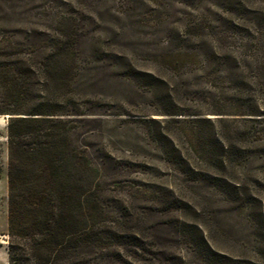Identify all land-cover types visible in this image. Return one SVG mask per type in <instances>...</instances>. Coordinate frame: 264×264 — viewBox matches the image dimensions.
Here are the masks:
<instances>
[{"label": "rangeland", "instance_id": "374dc122", "mask_svg": "<svg viewBox=\"0 0 264 264\" xmlns=\"http://www.w3.org/2000/svg\"><path fill=\"white\" fill-rule=\"evenodd\" d=\"M59 28L75 46L67 93L90 108L98 225L137 238V248L96 249L94 264H264V123L237 107L263 88L264 60L254 57H264V0H0V43L33 41L21 56L0 55V71L31 87L12 102L0 75V108L57 94L42 87L62 83L41 40ZM20 57L29 73L14 69ZM7 117L0 114V264ZM251 125L258 131L242 138ZM200 133L210 153L190 141ZM229 134L241 150L222 153Z\"/></svg>", "mask_w": 264, "mask_h": 264}, {"label": "trees", "instance_id": "16d2710c", "mask_svg": "<svg viewBox=\"0 0 264 264\" xmlns=\"http://www.w3.org/2000/svg\"><path fill=\"white\" fill-rule=\"evenodd\" d=\"M58 30L56 35L41 40L42 47H49L52 52L46 59L55 60L54 71L58 76L54 79L62 83L42 84V87L46 90L52 86L51 92L57 94L27 109L19 103L0 108V114H8L6 264H94V251L104 249L107 243L113 247L137 248L133 233L118 232L111 223L105 229L98 225L103 214L95 189L100 178L95 174L101 166L93 162L87 141L85 119L90 108L72 100L67 93L71 87L68 67L73 62L75 46L69 34ZM36 34L44 36L40 32ZM32 43L29 39L11 40L8 45L0 43L3 51L0 55L21 56L23 49ZM254 58L258 65L263 63V56ZM18 59L12 63L17 73H29L23 67L26 64L23 58ZM1 70L3 87L12 102L21 93L31 91L29 84H19L14 73L5 67ZM255 70L259 71L257 67ZM258 91L259 96L246 97L237 107L242 109L239 114L251 116L245 118L247 121L263 124L264 108L258 107L264 99V84ZM261 129L264 132V124ZM257 131L251 125L240 136L250 137ZM231 138L230 134L226 135L219 143L222 153L241 150ZM190 141L200 146L204 154L210 153L212 144L201 133L191 136ZM254 141L247 144L254 145ZM114 255L118 256V250Z\"/></svg>", "mask_w": 264, "mask_h": 264}]
</instances>
